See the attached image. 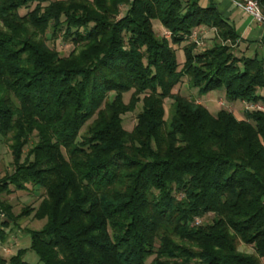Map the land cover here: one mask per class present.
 Segmentation results:
<instances>
[{
    "label": "trees",
    "instance_id": "trees-1",
    "mask_svg": "<svg viewBox=\"0 0 264 264\" xmlns=\"http://www.w3.org/2000/svg\"><path fill=\"white\" fill-rule=\"evenodd\" d=\"M47 1L0 0V136L15 166L0 195L27 184L46 194L17 215L0 198L2 241L10 220H45L26 230L28 248L0 251V264H31L28 250L41 264H261L264 111L213 114L173 90L187 77L199 95L224 88L229 100L264 104V37L249 40L261 55L238 57L244 38L216 0ZM200 26L215 33L202 50L190 39ZM50 29L83 48L61 57L38 36ZM140 104L128 131L123 115Z\"/></svg>",
    "mask_w": 264,
    "mask_h": 264
},
{
    "label": "rangeland",
    "instance_id": "rangeland-1",
    "mask_svg": "<svg viewBox=\"0 0 264 264\" xmlns=\"http://www.w3.org/2000/svg\"><path fill=\"white\" fill-rule=\"evenodd\" d=\"M51 1L55 0H48L44 4H48ZM208 3L209 0H200V4L203 6H206ZM35 7L36 3H32L28 7L22 8L20 10V14H26L35 9ZM126 9L127 8L125 6L121 8L122 14L125 13ZM233 9L234 13H236L234 15V21L238 29H242L244 25L253 27L259 24L257 21L253 20L252 16L243 12L241 9L235 6H233ZM154 29L158 35L170 38V31L164 28L158 21L154 22ZM38 36L39 38L44 39L49 47L56 49L61 57H68L73 53L77 54L83 48L81 44H77L71 40L65 39L62 35V32L58 33L57 35L53 34L52 29L48 30L45 34L40 33ZM214 36L215 33L213 29H209L206 26H200L198 28L197 38L202 43L198 45L195 41L194 42L197 44L198 49L202 50L214 43ZM190 39L193 40L191 36ZM174 47L177 50L178 61L180 64H182L184 61L182 46L174 45ZM255 52H258L260 55L263 53L262 43H255L246 40L244 42H239V44L234 48V53L238 57L243 54L250 56L255 54ZM173 92L180 93L190 99L196 100L197 103H201L206 106L213 114H216L220 109L224 108L233 112L238 119H244L246 110L264 111V104L261 102L252 103L246 100H229L226 96L224 88L210 91L205 95H199L196 88L190 87L187 77L183 78V81L174 88ZM109 97L111 98L112 96ZM130 97L131 92L126 93L124 95V101L128 103ZM171 104L172 99L167 98L164 103L166 112L165 118H168L170 115ZM140 106L141 104L138 105L134 111L123 115V125L128 131H131L137 123V114L141 109ZM37 141L38 137L35 133L30 137L29 143L24 147V157ZM10 144V137L0 136V179L6 175H10L15 171ZM10 188L11 191L3 192L0 195V198L6 204L11 206V212L14 215L22 213L23 209L26 207H37L46 195L44 189L36 186L34 187L32 184H27L25 190L16 189L13 185L10 186ZM33 215L34 213L29 215L26 214L21 218L10 220L8 221V225L4 227V235L6 237L4 238V241H2L0 237V251L5 258L8 259L20 248H28L30 246L31 239L29 233L26 231L27 229H41L44 226L45 220L36 219ZM212 218L213 214H207L204 217H197L194 224L211 222ZM5 219L6 215L0 211V227L2 225V221ZM237 245L240 252L249 255L256 254L253 244H248L242 240H239ZM24 259L31 264H41L38 255L33 250H28L24 255ZM261 264H264V257H261Z\"/></svg>",
    "mask_w": 264,
    "mask_h": 264
},
{
    "label": "crops",
    "instance_id": "crops-1",
    "mask_svg": "<svg viewBox=\"0 0 264 264\" xmlns=\"http://www.w3.org/2000/svg\"><path fill=\"white\" fill-rule=\"evenodd\" d=\"M220 10L224 15L229 17L234 23V9L233 6L228 0H222L218 1L216 0ZM241 32L242 37L244 38V41L246 40H260L262 37H264V25L258 24L256 26L250 27L247 25H244L242 29H239ZM243 41V42H244Z\"/></svg>",
    "mask_w": 264,
    "mask_h": 264
},
{
    "label": "built area",
    "instance_id": "built-area-1",
    "mask_svg": "<svg viewBox=\"0 0 264 264\" xmlns=\"http://www.w3.org/2000/svg\"><path fill=\"white\" fill-rule=\"evenodd\" d=\"M232 5L241 9L243 12L252 16L253 20L264 25V14L260 3L257 0H228ZM198 28H196L191 37L198 45L202 43L198 38Z\"/></svg>",
    "mask_w": 264,
    "mask_h": 264
}]
</instances>
